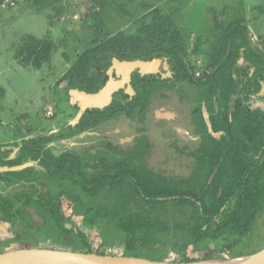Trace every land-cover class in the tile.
<instances>
[{"label":"trees","instance_id":"obj_1","mask_svg":"<svg viewBox=\"0 0 264 264\" xmlns=\"http://www.w3.org/2000/svg\"><path fill=\"white\" fill-rule=\"evenodd\" d=\"M37 1L42 4L57 2ZM91 1H97L101 8L107 2L114 4V0ZM152 14L151 22L142 25L137 35L120 34L84 50L58 83L65 82L70 91L95 94L116 77L115 66L157 59H163L165 67H170L177 77L174 82L191 80L185 63V45L176 24L157 10ZM242 23L240 19H233L216 27L220 33L217 45L212 49L213 63L221 53V57L226 56V63L234 64L238 49L248 43L246 27ZM21 43L16 52V59L21 64L40 69L48 63L54 48L51 40L24 35ZM228 48L232 52L226 54ZM223 81L221 97L227 106L229 95L236 91L231 89L235 80L223 78ZM194 83L200 86L199 79ZM131 85L135 96L128 99L125 96V105H120L119 94H116V100L107 108L89 109L79 129L72 127L67 134L58 137L71 138L88 127L95 129L97 123L113 117L120 110L124 117L133 118L135 109L145 103L147 94L161 87L155 78H132ZM215 92L213 88V94ZM225 105L222 114H215L213 103L208 105V127L201 116L198 100L192 121L200 144L188 154L194 160L187 176L165 175L148 168L146 159L150 155V142L147 136L137 139L133 147L138 155L133 159L138 158V161L99 160L82 166L79 158L70 153L59 156L50 153L46 146L53 135L23 140L16 146V156L10 160L7 159L8 152L0 150V167L32 161L43 171L40 173L30 167L0 173V181L5 186H17L7 196L0 194V220L14 224L37 215L62 237L70 239L71 244L78 243L72 251L116 255L102 245L95 247L91 239L82 235L72 217L81 219L87 228L101 222L102 228H114L123 234L122 256L167 262L170 261L167 256H153L168 245L165 238L174 233L177 239L172 246L177 248L181 258L171 262L213 259L212 253L199 258H190L186 253L189 247L195 249L207 241L243 239L264 210V109L250 108L244 104L243 97L235 101L234 107L226 108ZM86 118L91 120L90 124H84ZM218 133V139L212 135ZM42 181L48 186L45 192L38 188ZM66 207L71 211L70 216L64 214ZM172 221H175L173 225Z\"/></svg>","mask_w":264,"mask_h":264},{"label":"rangeland","instance_id":"obj_2","mask_svg":"<svg viewBox=\"0 0 264 264\" xmlns=\"http://www.w3.org/2000/svg\"><path fill=\"white\" fill-rule=\"evenodd\" d=\"M55 1L53 4H42L37 0H0V148L16 151V146L23 140L53 135L47 145L50 153L58 156L64 151H74L81 157L84 166L87 161L102 155L103 151L99 146H82L92 142L93 135L104 137V130L96 131L88 138L82 134L70 139L58 137L60 132L66 133L72 128L79 117L66 83L58 81L84 50L120 34L129 37L137 35L142 25L151 22L152 13L157 10L161 16L172 19L176 24L186 49L185 63L192 72L199 74L205 55L219 37L216 30L219 23L239 18L248 29L264 27V0H114V4L107 2L103 8L97 1L91 0ZM24 35L45 36L54 44L48 63L40 69H33L16 59ZM165 96L162 98L159 94L154 98L149 121L144 125V131L151 136L154 145L150 164L153 169H164L168 175L187 176L190 163L175 156L166 146L176 138L171 126L187 123L195 106L194 101L199 96V88L194 82L182 84L179 89L166 91ZM162 110L177 116L176 120L169 118L168 122L164 120L165 116L159 117L161 115L157 112ZM124 124L115 126L113 123L106 127L109 133L113 128H120L126 136L121 138L119 144L122 145L132 138L130 136L134 131H129ZM116 141L114 139L113 142ZM189 141L194 146L195 141ZM173 155L174 160L170 158ZM30 162L26 168L43 172L37 162ZM47 187L42 181L38 188L45 192ZM0 191L7 194V187L4 189L0 183ZM64 214H71L68 207L64 208ZM73 219L78 227H82L81 219ZM22 223L25 224L19 226V222L12 224L0 220V254L14 249L70 250L78 246L77 242L71 244L70 239L48 226L44 219L38 222L27 217ZM81 231L95 247L102 245L116 255L124 252L123 234L114 228H102L101 222H98L94 227H82ZM165 239L168 245L154 253L153 257L181 258L177 248L172 246L177 236L172 233ZM263 248L264 210L243 239L207 241L195 249L190 247L186 254L190 258H199L212 253L213 259L229 260L254 254Z\"/></svg>","mask_w":264,"mask_h":264},{"label":"flooded vegetation","instance_id":"obj_3","mask_svg":"<svg viewBox=\"0 0 264 264\" xmlns=\"http://www.w3.org/2000/svg\"><path fill=\"white\" fill-rule=\"evenodd\" d=\"M233 19H239V18H232L230 20H233ZM230 20H228V21H230ZM240 20L243 22L242 25H244L246 27L248 43L246 46L240 47L238 49V58L236 59V61L234 62L233 65H229L228 63H226V61H225L226 56L221 57L222 56L221 53L217 54V59L213 63V61L211 60V55H212V49L217 45L216 44L217 41H216L215 42L216 45L214 44L212 46L210 52L207 55H205L204 65L201 68V72L199 74H195L194 72H192L188 68L189 73H190L191 78H192L189 81L174 82V78H177V77L174 74H172L170 67H168V68L165 67V62L163 59H157L162 64V65L161 64L159 65L158 72L148 73V72L140 71V70H136V71L131 72L129 74V76L127 77L126 83L123 85V88H125V89H123V88H122V90L118 89L117 90L118 92L117 91L115 92V95L119 94V97H118L119 99L117 101L120 102V105L126 104L125 103L126 97L128 99V98H132L135 96V92H133V90H132L133 88L131 85L132 78H155L158 80V84L161 87H159V89L152 90L147 94V99H146L145 103L140 105L139 107H137L135 109V111H134L135 117L126 118V117H124L123 114H120V112H121V110H120L119 112L114 114L113 117L107 118L106 120L104 119V120L100 121L99 123H97L95 129L88 127L85 131H81L80 133H77L76 135L71 137V138H75L78 135L82 134V135H84L83 137L88 138L91 135H93L96 131H99L101 129L104 130V137L99 136V135H93L91 137H92V142H94V143L89 141V142H87V144H84V146H82V147H87L88 145H90V147L99 146V147H101V149L103 151L102 155H99L98 157H96L95 159H93L91 161H87V163H85V165L88 163L97 162L99 160H103L105 162H118V161H123L124 159L125 160L132 159L134 161H138L137 160L138 158L133 159L134 157L138 156V155H136V152L134 151L133 147L136 144L137 139L139 140L142 136H147L149 139V142H150V155L146 159L147 166H148V168H150L154 172L163 173L166 175V172L164 169H153L151 164H150V159H151V156H152V153L154 150V145H153L151 136L147 135L146 132L144 131L145 130L144 125L149 121V114L152 111V105L154 102V98H156V96H158L160 94V96L162 98L166 97L165 96L166 91H168V90L173 91L175 89H179L180 85L191 84V83L195 82L197 79L200 80V86H198L199 96H197V100L194 101L195 106L191 110L189 117H188V120L186 118L187 123L185 125L180 126V124L177 123L178 124L177 126H171V131L176 135V138L172 139V141H170V143H168V145L166 146L167 149L172 150V152L175 156H178L182 160L188 161V163H190L189 164V170L191 168V164L193 163L194 159H193V157L189 156L188 154L190 151L196 149L198 147V145L200 144V136L198 134H196L195 128L193 125L194 122L192 121V112L196 108V106L198 104V100H199L200 113H201V116L203 117L205 122H207V120L209 118V112L210 111H209L208 105L210 103H213V105H214L215 114H222L223 113L221 110L222 107L225 105L224 99L221 97L222 89H223V85H224L223 78H234V80H235L234 83L233 82L231 83V89H236V91L232 92L229 95L228 101H226V104L229 108L234 107L235 101H237V99H239L240 97L241 98L243 97L244 104L249 105L250 108H252L254 110L255 109H261V110L264 109V27L253 28L251 30V29H248L247 25L245 24V22L242 19H240ZM228 21H226L225 23H227ZM220 24H223V23H219L218 25H220ZM217 32L220 33V31H218V30H217ZM251 35H253V37ZM230 52H232V49L230 51V49L228 48L226 51V54H229ZM151 62H154V61H148L147 63H151ZM114 68H113V71H114ZM134 73L139 74V76L138 77L133 76ZM195 75L197 77H195ZM121 78H123L122 75L117 74L116 77H114V80H121ZM257 87H258V90L255 91V89ZM213 88L216 90L215 94H213ZM68 92H69V90H68ZM241 93H243L242 96L240 95ZM115 95L113 94L112 97L109 99V101H107L103 106H100L97 108H90V109L91 110L92 109L101 110V109L107 108L112 102H114L116 100V99H114ZM141 102H143V100H141ZM227 106H226V108H227ZM140 107H142V108H140ZM74 108H76V107H74ZM76 109H77L76 112H77V114H79V117H78L75 125L73 126L74 130L80 128L79 124L81 123L82 119L85 117L84 114L89 112V109H86L83 111L80 110V108H78V107ZM140 109H141V113L139 114ZM79 110H80V112H79ZM157 113H159V115H161L159 117L165 116L163 118L166 121L169 118H172L173 120H176V118H177V116L173 117V114L171 115L164 110L157 112ZM86 119L87 120L84 122V124L86 122L88 124H90L91 120L89 118H86ZM169 120H168V122H169ZM113 123H115V126L116 125L119 126L121 124L123 125V123H125L128 126L127 128H129V131H131V129L134 130L130 136L132 138L128 141H125L124 145L119 144L121 141V138L126 137L125 135L122 134L123 132L120 130V128L111 129V133H109L110 130L106 128ZM125 124H124V126H125ZM69 130H71V128L67 129L66 130L67 132L65 131L66 133L60 132L59 135L67 134L69 132ZM115 130H116V132H115ZM212 135L217 139L220 136L219 133L218 134H212ZM185 137H188L189 139L187 140ZM114 139L117 140L115 143L113 142ZM189 140L195 141L194 146H193V144H190L191 142ZM96 143H98V145H95ZM140 143H141V141L138 143V145ZM46 148H47V146H46ZM74 148H77V146H74ZM16 149L18 150V147H16ZM84 149H86V148H84ZM137 149L139 150L140 148H137ZM0 150L3 152H8L7 153V155H8L7 159H9V160L13 159L17 153V150L16 151L13 150L11 152H9L8 150L7 151L2 150L1 148H0ZM132 151H134V152H132ZM63 153H70L74 156H77L79 158V160L81 161V157H79V155L77 153H75L74 151H64L61 154H63ZM175 156L170 157V158H173V160H174V159H176ZM81 164H82V166H84L82 161H81ZM28 168H30V167H28ZM189 170H188V173H189ZM0 173H5V172H0ZM0 183L3 184L4 189L7 187V194H3L0 191V194H2L3 196L8 195L9 189H10L9 193H12V192H14L15 187H17L15 184H13L11 186H5L3 182L0 181ZM32 218L35 219V221H38V222L41 221L40 217H38L37 215L32 216ZM72 220L74 221L73 217H72ZM174 223H175V221L171 222L172 225ZM19 224H20L19 226H23L25 223L23 224L22 222H20ZM82 227H84V226L82 225ZM82 227L80 226V230ZM9 231H11V230H9ZM172 258H174V257H172Z\"/></svg>","mask_w":264,"mask_h":264},{"label":"water","instance_id":"obj_4","mask_svg":"<svg viewBox=\"0 0 264 264\" xmlns=\"http://www.w3.org/2000/svg\"><path fill=\"white\" fill-rule=\"evenodd\" d=\"M159 65V60L151 63L135 61L119 64L115 66L114 71L116 74L122 75L123 78L121 80L111 79L95 94H85L77 90L69 91L71 100L82 111L103 106L118 89L123 87L131 72L140 70L155 73L158 72ZM207 125L209 127L208 120ZM28 162L13 167H0V172L21 171L30 165ZM171 261H157L122 255H97L94 253L74 252L72 249L38 247L16 249L0 254V264H264V248L254 254L229 260L210 259L188 263H174Z\"/></svg>","mask_w":264,"mask_h":264},{"label":"bare ground","instance_id":"obj_5","mask_svg":"<svg viewBox=\"0 0 264 264\" xmlns=\"http://www.w3.org/2000/svg\"><path fill=\"white\" fill-rule=\"evenodd\" d=\"M157 59V58H156ZM161 64V63H160ZM115 65H117V64H115ZM162 65V64H161ZM161 68V67H160ZM107 83V82H106ZM123 88V87H122ZM122 88H120L121 90H122ZM123 89H125V88H123ZM118 92V91H117ZM114 95H115V93H114ZM112 97V96H111Z\"/></svg>","mask_w":264,"mask_h":264},{"label":"crops","instance_id":"obj_6","mask_svg":"<svg viewBox=\"0 0 264 264\" xmlns=\"http://www.w3.org/2000/svg\"><path fill=\"white\" fill-rule=\"evenodd\" d=\"M44 37H45V36H43V37H39V38L41 39V38H44ZM37 38H38V37H37ZM43 66H45V65H43ZM21 68H22V67H21ZM4 233H6V232H4Z\"/></svg>","mask_w":264,"mask_h":264},{"label":"built area","instance_id":"obj_7","mask_svg":"<svg viewBox=\"0 0 264 264\" xmlns=\"http://www.w3.org/2000/svg\"><path fill=\"white\" fill-rule=\"evenodd\" d=\"M170 260H174V258H171Z\"/></svg>","mask_w":264,"mask_h":264}]
</instances>
